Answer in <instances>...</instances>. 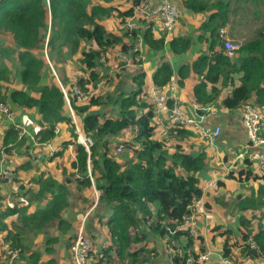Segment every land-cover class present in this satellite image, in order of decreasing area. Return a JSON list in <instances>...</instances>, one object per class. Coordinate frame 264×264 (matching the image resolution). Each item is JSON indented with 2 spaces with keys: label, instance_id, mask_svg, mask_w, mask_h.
I'll return each mask as SVG.
<instances>
[{
  "label": "trees",
  "instance_id": "16d2710c",
  "mask_svg": "<svg viewBox=\"0 0 264 264\" xmlns=\"http://www.w3.org/2000/svg\"><path fill=\"white\" fill-rule=\"evenodd\" d=\"M139 1L122 0L115 3L114 0H0V35L10 39L11 48H16L18 56L20 70L14 76L20 84L36 91L35 95H29L18 89L10 81L12 73L6 67L0 66V106L7 111H11L10 105L37 107L39 124L42 127L36 133L37 144H45L55 138V124L63 123L66 126L68 137L60 140L61 149L48 160L55 162L62 158L67 145L73 144L74 160L67 163L63 161L66 165L63 166V171H59L63 174L78 172L82 180L81 186L88 195L91 188L87 177L89 170L99 193L95 209L109 212L107 222L104 223L108 244L106 247L99 244L98 249L104 258L109 253H114V257L122 264H138L140 253L147 249L149 234H157L161 238L185 236L188 244L192 243L193 236L178 226L190 213L194 201L202 196L197 174L205 168L206 159L205 152L192 155L186 150L185 140L194 137L195 133L181 124L173 123L161 138H156L154 126L151 124L153 108L145 99L143 87L146 78L143 72L119 74L121 80L111 92H98L102 90V86L99 87L101 82L106 84L113 80L114 83L117 76L108 74V54L113 48L119 47L124 53H137L139 50L132 49L138 40L137 34H140L148 49H163L164 38L153 36L152 22H148L142 32L137 29L130 32L127 27L126 19L134 15L136 3ZM260 2L264 4V0ZM182 3L185 9L193 13H203L205 10L214 13L208 22L202 24V30L207 31L204 40L209 44L208 55L200 57V64H197L200 68H193L189 64L180 66L176 72L177 85L182 86L184 80L194 71L199 76V82L193 89V96L199 105L209 103L219 94L215 86L219 84L222 87H232L230 95L221 101L222 106L229 111H243L247 103L256 107L264 106V88L261 86L264 80V28L258 32L256 39L240 45L233 54L227 55L223 50L219 30L226 22L228 0L214 3L183 0ZM113 13L125 29L121 35L113 33L114 31L105 26L106 19ZM217 18L218 21L214 23ZM47 25L49 35L45 43L41 30ZM189 45L190 40L186 36H172L169 41L170 49L176 55L185 53ZM42 47L46 48V54L56 72L59 63L73 64V70L77 73L60 79L62 86L56 83L43 86L40 84L42 69L46 64L33 52ZM101 57H104V63ZM105 66L107 68H103ZM172 76L170 64L162 61L152 76V83L156 87L165 88ZM128 80L130 84L127 83ZM253 95L255 99L249 102ZM64 109L66 114L63 113ZM71 113L80 119V131L92 142L88 151L75 142L76 132ZM126 134L132 135L131 139L115 141L116 137ZM261 134L264 138V131ZM118 143L125 152L114 157L111 155L115 146L113 144ZM134 145H138V148L132 149ZM169 148L174 151L169 153ZM27 149L25 138L19 135L13 125H9L2 132L0 161L5 158V170L12 175L11 184L7 186L19 181L22 171L32 168ZM18 150H23L22 153L27 159L23 158L20 166H14L15 156L21 154L17 153ZM250 165L245 159L244 166L231 171L229 175L240 181L247 180L252 175ZM262 171L263 185L257 190L260 200L264 199V170ZM232 172L236 174L233 175ZM4 183L6 180L0 182ZM39 185L40 189L33 194L32 200L45 204L31 215L22 199L19 203L24 204V207L17 206L18 210H13L9 207L12 205L8 204L1 211L3 194H0V231L5 233L3 238L6 245L9 248H20L23 255L27 251L24 252L22 242L28 233L46 232L45 223H51L62 234L65 229L66 222L62 219L67 205L65 185L58 184L52 176L40 180ZM24 193L28 195L30 192L25 189ZM252 203L257 206L254 201ZM14 212L22 218L21 225H14L12 222L4 224L3 220L8 219ZM166 228L174 230V233L169 234ZM47 238H51L50 243L56 241L52 236ZM248 238L258 245L261 257L264 258V232L259 230L252 233L249 230L240 236L241 242ZM92 240L96 246L94 237ZM228 240L224 239L222 247L221 254L224 259L233 257L232 245ZM243 242L239 245L241 256L244 253L251 254L252 257L258 255ZM132 245L137 246L133 251ZM68 247L69 245L65 246ZM23 255L21 257L26 262L30 257L34 264L39 263V254L38 259L30 255L24 258ZM189 256L196 257V254L190 251L176 253L173 260L184 264ZM53 261L49 260L45 264ZM102 261L97 259L95 264H102Z\"/></svg>",
  "mask_w": 264,
  "mask_h": 264
},
{
  "label": "crops",
  "instance_id": "0c3cea01",
  "mask_svg": "<svg viewBox=\"0 0 264 264\" xmlns=\"http://www.w3.org/2000/svg\"><path fill=\"white\" fill-rule=\"evenodd\" d=\"M145 0H140L138 3ZM163 0H153L154 5H158ZM183 0H167L178 11V19L171 32H166L163 29L158 17L152 12H144L134 10L133 22L137 24V30L142 32L148 22H152V33L154 37L163 36L164 46L162 50H151L147 48V45L142 39L140 34H137L135 46L138 47L137 53L122 52L119 47H115L110 50V54L116 50L118 55V65H132L126 72L131 73H144L145 85L144 93H146V101L148 104L154 107L153 101L149 96L150 89L154 87L152 83V76L159 68L162 61H167L173 71V78L176 79V72L183 64H189L193 68H200L198 63L200 57L208 55L209 44L205 42L207 31L202 30V24L208 22L213 16V11L205 10L203 13H193L184 8ZM207 3H214L218 0H204ZM227 1V0H221ZM251 1H254L253 5H250ZM136 3V4H138ZM135 4V5H136ZM127 7V5L125 6ZM122 8V6H121ZM143 14H140L142 13ZM223 17V13L221 12ZM131 18V17H130ZM127 19L126 21L130 20ZM226 22L220 28L223 30V35L232 42L235 41L236 45L240 46L244 43L252 41L258 37V32L264 28V4L260 0H228V10L225 14ZM218 18L214 21L217 22ZM123 26V25H122ZM219 30V31H220ZM172 36H186L190 40L189 48L185 53L179 55L174 54L169 46V41ZM220 36V32H219ZM234 43V42H233ZM134 48V47H133ZM16 48H11L10 39L5 36L4 39L0 38V66L6 67V69L12 73L11 80L17 88L27 92L29 95H35L36 91H31L26 85L20 84L17 77L14 74L18 73L20 68L18 66V56ZM133 51V49H132ZM38 58L44 60L43 51L33 52ZM108 66L111 67V58ZM122 59H125V62ZM45 61V60H44ZM134 61L137 64L134 65ZM12 63L13 68L10 66ZM45 66L42 69V78L40 84L47 85L50 83H56L62 86L59 78H55L56 71L51 65V62L45 61ZM126 74V73H125ZM124 74V75H125ZM64 76L63 78H65ZM61 78V79H63ZM59 79V80H58ZM121 79L116 77L114 82ZM126 80V79H125ZM176 82V80H175ZM199 82V76L196 72H192L185 80L182 86L177 85L176 98L183 111V113L196 121V126H184L194 131V137H188L185 140L186 150L192 155H196L199 152H205V168L197 174L198 185L202 190V204L203 209L198 210V224L197 235L192 237L190 244L185 236H178L172 238L170 236H164L161 238L157 234H149L147 239V249L142 251L138 258V264H168L176 253L184 254L192 252L194 254H200L204 252L216 253L222 256V247L224 239H229L228 242L232 245L233 257L241 256V249L239 245L243 242L240 240L242 233L252 230V233L262 230L264 232V199L260 200L257 195V190L260 185H263L262 174L263 171L251 164L250 169L252 175L247 179L237 180L231 177L229 174L231 171H236L240 166H244V162L240 160L237 155L244 152V156L250 155L254 152L253 148L249 147V141L247 138L246 130L242 123V111H229L225 109L221 101L230 95L232 87L229 85L220 86L215 84L219 90V94L213 97L214 99L209 103H205L211 107L209 112L201 109V105L196 103L193 96V89ZM127 83L130 84L128 80ZM177 84V83H176ZM235 84V83H234ZM264 88V80L261 84ZM210 85L208 86V89ZM168 94V92H167ZM255 96L253 95L249 102H253ZM172 105L171 96L168 98V106ZM11 116L8 117L0 111V138L2 132L8 128L9 125L17 124L26 128L27 133L23 136L28 144L29 162L32 168L27 171H22L19 174V181L11 186L0 184V194L2 195V208L4 211L5 205L18 210L17 206H23L22 201L28 206V214L31 215L40 206L44 205V202L38 203L33 201V194L38 193L40 189L39 181L46 179L48 176H52L57 180L58 184L65 185L67 190L65 212L62 214V219L66 222L64 233H60L55 226L51 223H45L44 233L34 234L28 233L22 242L24 252L23 257L26 258L29 255L38 259L39 263L45 264L48 260L54 258V255L62 260L64 257L65 264H72L68 259L65 248L66 245L72 241L75 237L77 230L83 227L86 235L92 240L94 237L96 246L101 244V247H106L108 243V236L106 227L109 212H103L104 209L96 210L95 206L98 201L99 193L95 189L93 177L88 170L87 177L90 181V192L86 193V190L81 186L80 174L76 171L61 173L62 168L66 165L64 162H71L74 160L75 155L73 144L67 145L64 150V155L60 159H56L55 162H50L48 159L52 158L56 152L61 149L60 140L67 138L68 134L66 126L63 123H57L54 126L55 138L45 144H37L35 137L37 131L42 127L39 124L40 115L37 107H17L10 105ZM68 109V108H67ZM64 111V112H63ZM61 111L66 114L65 109ZM154 114V113H153ZM168 112H161L153 115L152 125L154 126V134L156 138H161L169 126L174 125L167 118ZM72 116V122L76 132V143L80 131V119L74 115ZM263 120V121H262ZM262 125L260 126V134L264 131V118L262 119ZM215 127L220 128V134L216 138H212L211 132ZM203 130L206 135L202 134ZM157 133L160 136L157 137ZM262 135V134H261ZM132 135L126 134L116 137L115 141L119 139L129 140ZM115 145V146H114ZM122 146L121 144H113L116 146ZM123 149V148H122ZM133 149V148H132ZM23 150H18L20 155L15 156L14 166H20L23 158L27 159L26 155L22 153ZM173 148H169L168 152L172 153ZM117 155H114L116 157ZM5 158L0 161V170H5L6 167ZM3 167V168H2ZM58 168L55 169V168ZM60 170V171H59ZM233 175L236 172H232ZM76 178L78 180H76ZM39 180V181H38ZM68 182H65V181ZM215 181V187H211L210 183ZM10 182V181H8ZM7 183V182H6ZM28 189L29 194H25L24 190ZM10 193L12 196H10ZM1 197V196H0ZM31 201L29 202V200ZM25 200V201H24ZM254 203L257 206H253ZM253 206V207H250ZM24 207V206H23ZM85 216V217H84ZM12 222L14 225H21L22 218L19 217L17 212H14L8 219L3 220V223ZM0 231V247L7 246L3 238V234ZM225 232V233H224ZM101 233V234H100ZM96 234V235H93ZM47 236H52L57 241L58 238L65 239V242L59 241L58 246H50ZM61 236V237H60ZM93 241V240H92ZM137 246L132 245V251ZM49 249V251H48ZM1 250V248H0ZM21 250V249H20ZM98 252V246H97ZM131 251V252H132ZM22 253V251H21ZM20 253V254H21ZM49 253V254H48ZM21 255V256H22ZM232 257V258H233ZM114 253H109L108 257L102 261V264H109L112 260H116ZM34 260L28 257L26 262L22 257H19L17 264H34ZM64 264V263H63ZM201 264V263H200ZM202 264H235L226 263L220 259H212Z\"/></svg>",
  "mask_w": 264,
  "mask_h": 264
},
{
  "label": "built area",
  "instance_id": "2783aa9c",
  "mask_svg": "<svg viewBox=\"0 0 264 264\" xmlns=\"http://www.w3.org/2000/svg\"><path fill=\"white\" fill-rule=\"evenodd\" d=\"M47 1V0H45ZM135 10L144 11L146 13L152 12L155 14L161 25L166 32H171L175 26V23L178 19V11L177 9L167 2V0H163L160 4L154 5L153 0H145L140 4L135 6ZM140 14H143L140 13ZM135 16H131L130 20L126 21V25L129 30L137 29V24L133 22ZM220 38L223 40V50L225 54L231 55L233 54L237 48L239 47L227 37L223 35V30H220ZM139 50L137 46H134L133 51ZM102 63H104V57H101ZM176 88L177 84L173 77H170L168 85L163 87H152L149 92V96L153 101V113L154 115L161 112H168L167 118L171 123L181 124L183 126H196V121L192 118L187 117L176 98ZM168 92V94H167ZM172 100V105L168 106V98ZM201 109L209 112L211 107L207 104H202ZM0 111L7 115L11 116L10 111H7L6 108L0 106ZM71 115H73L71 113ZM264 118V106L256 107L251 103H247L242 111V123L246 130L247 138L249 141V147L254 149L250 155L244 156V152L239 153L237 157L243 162L245 159L249 161L251 164H256L261 170H264V138L260 134V122ZM13 127L20 136H24L27 133V130L23 126H18L17 124H13ZM202 131L203 135L206 133ZM220 134V128L215 127L212 132V138H216ZM77 141L84 147L86 151H88L89 146L92 145L90 139L86 138L84 135L79 134L77 137ZM122 146H116L117 152L122 150ZM138 145H134L133 149H137ZM12 177L11 172L7 170H0V182L2 180H9ZM215 181L210 183L211 187H215ZM203 209V204L201 197L196 199L191 207L190 213L183 218V223L178 226L179 229L187 232L189 235L195 237L197 235V224H198V210ZM169 234L174 233V230L170 228H166ZM243 244L248 245L250 249L254 250L258 255L252 257L251 254L244 253V255L240 257H233L231 259H224L220 254L216 253H200L196 254V257L189 256L185 259L184 264H202L212 259H220L225 261L226 263L235 264H264V258L261 257V252L256 243H254L250 238H248ZM0 264H17V260L20 257L21 250L20 248H9L8 246L0 247ZM96 246L93 241L86 235L83 230V227H80L75 235L74 240L71 242L69 247V253L71 256L72 264H95L97 259L104 260L103 253L95 252ZM168 264H179L173 258L170 260Z\"/></svg>",
  "mask_w": 264,
  "mask_h": 264
},
{
  "label": "rangeland",
  "instance_id": "374dc122",
  "mask_svg": "<svg viewBox=\"0 0 264 264\" xmlns=\"http://www.w3.org/2000/svg\"><path fill=\"white\" fill-rule=\"evenodd\" d=\"M117 1H122V0H114V2L116 3ZM251 4L250 5H253V3H254V1H251L250 2ZM129 19V18H128ZM127 20V19H126ZM105 26H106V28L108 29V30H112V31H114L113 33H118V34H123V31H125V29H124V27L119 23V20H118V18L116 17V15H115V13H113L112 14V16L111 17H109L108 19H106V21H105ZM130 32H131V30H130ZM41 33L44 35V42L46 43V40H47V38H48V35H49V26L47 25L46 26V28L45 29H43V30H41ZM128 34H130V33H128ZM4 37L5 36H1L0 35V38L1 39H4ZM128 38H129V36H128ZM126 40H128V39H126ZM234 43H236L235 41H233ZM40 51H43V56H44V60L45 61H48L49 63H50V60H49V57H48V55L46 54L47 52H46V48L44 47H42L41 49H39V50H36V52H40ZM45 52V53H44ZM110 58H111V67H109L108 69V74H110V75H112L113 76V74H115V75H117L116 77H119L120 75H123L124 73H126V71H127V69L128 68H130V67H132V65H118L120 62H118V55H117V53H116V50H114L111 54H110ZM123 61H125V59H122ZM129 60V59H128ZM127 60V61H128ZM127 61H125V62H127ZM110 62V61H109ZM134 63V65H136L137 64V61H134L133 62ZM10 66L13 68V65H12V63H10ZM58 70H57V72H56V74H55V78H59V79H61V78H63L64 76H66V78H69V77H71L73 74H76L77 72H76V70H73L74 69V67H73V64L72 63H70V62H65V63H59L58 64ZM103 68H107V66H105V67H103ZM120 74V75H119ZM58 79V80H59ZM121 79H119L117 82H114L113 83V80L110 82V83H103V82H101L100 83V85H99V87L100 86H102V90L100 91H98L99 93H104V92H106V91H108V92H111L112 91V88L113 87H115V85H116V83H118L119 81H120ZM104 85V86H103ZM159 134H161V133H157V137H159L160 135ZM125 151H124V148L120 151V152H117V150L114 148V150L111 152V155H120V154H122V153H124ZM3 168V167H2ZM8 171V170H7ZM8 172H10V171H8ZM11 177H10V179L9 180H7V183H4V185H10L11 184ZM8 181H10V182H8ZM85 217V216H84ZM101 234V233H100ZM61 237V236H60ZM75 238V237H74ZM73 238V239H74ZM72 239V240H73ZM58 240L59 241H63V242H65V239H64V237L63 238H58ZM59 241H54V242H51V244H50V246L52 247V246H54V247H56V246H58V244H60V242ZM72 242V241H71ZM71 242L69 243V241H68V245H69V247H70V244H71ZM108 243H106V245H107ZM69 247H68V249L66 250V252H67V256H68V259H70V261H71V263H72V260H71V256H70V253H69ZM95 252H98V250H97V248L95 249ZM23 254V253H22ZM49 254V253H48ZM20 257H21V254H20ZM54 258L55 259H53V258H51V259H49V260H54L51 264H65V261H64V257L62 258V260H60V259H58L55 255H54ZM45 261H48V260H45ZM109 264H122V262L120 261V260H118V259H116V260H112Z\"/></svg>",
  "mask_w": 264,
  "mask_h": 264
},
{
  "label": "water",
  "instance_id": "95a60500",
  "mask_svg": "<svg viewBox=\"0 0 264 264\" xmlns=\"http://www.w3.org/2000/svg\"><path fill=\"white\" fill-rule=\"evenodd\" d=\"M263 152H264V149H263Z\"/></svg>",
  "mask_w": 264,
  "mask_h": 264
}]
</instances>
